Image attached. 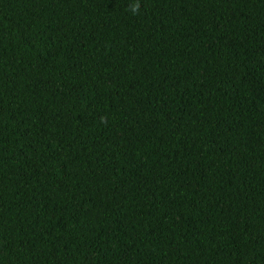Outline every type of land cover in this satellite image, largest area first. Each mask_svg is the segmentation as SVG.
I'll use <instances>...</instances> for the list:
<instances>
[{
  "label": "trees",
  "instance_id": "1",
  "mask_svg": "<svg viewBox=\"0 0 264 264\" xmlns=\"http://www.w3.org/2000/svg\"><path fill=\"white\" fill-rule=\"evenodd\" d=\"M0 264H264V0H0Z\"/></svg>",
  "mask_w": 264,
  "mask_h": 264
}]
</instances>
